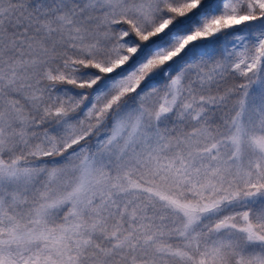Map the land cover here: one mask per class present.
<instances>
[{
	"label": "snow or ice",
	"instance_id": "snow-or-ice-1",
	"mask_svg": "<svg viewBox=\"0 0 264 264\" xmlns=\"http://www.w3.org/2000/svg\"><path fill=\"white\" fill-rule=\"evenodd\" d=\"M0 264H264V0H0Z\"/></svg>",
	"mask_w": 264,
	"mask_h": 264
}]
</instances>
